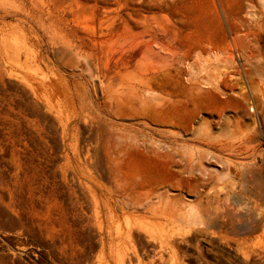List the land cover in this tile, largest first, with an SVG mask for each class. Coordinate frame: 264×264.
Returning <instances> with one entry per match:
<instances>
[{
  "label": "rangeland",
  "instance_id": "rangeland-1",
  "mask_svg": "<svg viewBox=\"0 0 264 264\" xmlns=\"http://www.w3.org/2000/svg\"><path fill=\"white\" fill-rule=\"evenodd\" d=\"M0 264H264V0H0Z\"/></svg>",
  "mask_w": 264,
  "mask_h": 264
}]
</instances>
